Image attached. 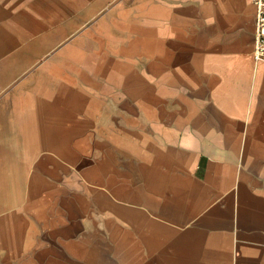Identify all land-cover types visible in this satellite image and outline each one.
Wrapping results in <instances>:
<instances>
[{
  "label": "crops",
  "instance_id": "0c3cea01",
  "mask_svg": "<svg viewBox=\"0 0 264 264\" xmlns=\"http://www.w3.org/2000/svg\"><path fill=\"white\" fill-rule=\"evenodd\" d=\"M253 0H0V264H264Z\"/></svg>",
  "mask_w": 264,
  "mask_h": 264
},
{
  "label": "built area",
  "instance_id": "2783aa9c",
  "mask_svg": "<svg viewBox=\"0 0 264 264\" xmlns=\"http://www.w3.org/2000/svg\"><path fill=\"white\" fill-rule=\"evenodd\" d=\"M257 6V29L254 60L256 63L264 62V0H253Z\"/></svg>",
  "mask_w": 264,
  "mask_h": 264
}]
</instances>
